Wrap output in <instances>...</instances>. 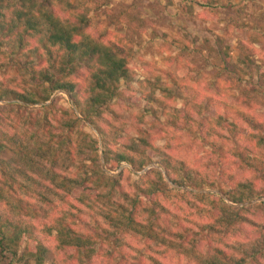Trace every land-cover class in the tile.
<instances>
[{
	"label": "trees",
	"instance_id": "16d2710c",
	"mask_svg": "<svg viewBox=\"0 0 264 264\" xmlns=\"http://www.w3.org/2000/svg\"><path fill=\"white\" fill-rule=\"evenodd\" d=\"M196 2L212 10L232 5V0ZM63 6L67 10L58 14L56 9ZM74 10L68 0H0V55L6 57L7 66L16 68L21 76L20 85L32 90L31 94H24L0 88V101L12 95L28 103H45L57 90H64L72 96L85 119L96 125V118L120 96L121 83L132 82L131 54L123 40L97 39L88 33L85 16L75 15ZM107 35L114 34L107 32ZM222 57L229 74H242L248 69L241 61L240 69L230 68V58ZM83 70L87 73L85 90L73 80ZM257 77L258 84L249 93L254 96L253 100L264 101V71H258ZM223 83L228 84L223 74H219L211 85L218 88ZM35 89H42V96L35 94ZM228 107L224 104L222 112L212 118H200L194 125H189V118L184 119L186 116L182 121L186 129L215 149V154L221 157L217 160L224 166L236 163L257 176L256 182L236 185V188L248 189L245 195L236 194L226 183L219 188L216 180L193 173L183 160L178 161L167 152L162 163L170 182L179 187H192L199 193L172 188L163 173L153 169L140 177L139 182L145 185L129 194L123 187V174L112 177L101 169L98 141L75 130L80 120L68 117L64 127H56L54 131L47 115L54 112V105L42 107L36 114L42 118L36 117V121L32 119L33 110L24 116L29 108L11 105L10 114L26 121V132L33 131L24 138H16L4 131L5 110L0 108V153L9 151L17 156L0 159V264H47L46 258L52 249L44 241L50 237H54L57 251L73 255L79 264H94L98 258H108L106 264H123L120 261L129 258L122 249L125 236H138L149 245L175 248L179 257L191 258L195 264L263 263L264 234L248 243L239 241L235 233L247 222L245 215L254 206L234 208L214 194L203 193L209 188H219L233 203H242L253 198L254 187L264 182V122L258 120L254 129L248 130L228 113ZM145 133L140 129L139 140L132 144V149L151 163L153 157L161 156V151ZM225 137L237 142L229 156L223 157ZM102 138L109 169L117 168L121 162L139 169L145 167V164H134L124 154L118 155L117 160L110 159L108 139ZM62 156L69 162L64 176L55 170ZM229 170L225 166V173ZM189 195L210 206L207 210L203 208L201 212L206 214L199 216L198 222L189 221L193 227L181 223L167 209L170 201L186 203L184 200ZM81 205L91 213H84ZM85 214L88 219L84 218ZM22 243L25 244L23 251L20 250ZM151 257L134 264H163Z\"/></svg>",
	"mask_w": 264,
	"mask_h": 264
},
{
	"label": "rangeland",
	"instance_id": "374dc122",
	"mask_svg": "<svg viewBox=\"0 0 264 264\" xmlns=\"http://www.w3.org/2000/svg\"><path fill=\"white\" fill-rule=\"evenodd\" d=\"M68 1L75 7V15H84L88 20V33L101 40L106 38L108 41L112 37L123 40L121 42L126 44L125 47L131 54L129 66L133 74L132 82L121 83L120 96L96 118V125L85 119L72 96L64 90H57L48 102L39 104L24 102L11 95L0 101V108L5 110L3 129L6 134L24 138V135L33 132H26L25 120L19 121L14 114H10L8 108L11 105L29 108L24 111V116L25 112L33 110V121L41 115L36 114L42 107L54 105V112L47 114L54 131L56 127L63 128L68 117L80 120L81 123L75 130L85 132L98 141L101 169L103 170L104 162L106 172H103L106 175L117 177L123 174V187L129 194H134L137 187L145 185L139 182L140 177L153 169L161 171L172 188L199 193L192 187H179L170 182L162 163L166 152L178 161L183 160L193 173L216 180L219 188L226 183L232 190L237 191L236 194L248 193V189L236 188V185L239 182H256L257 176L236 163L225 165L230 169L225 173V166L217 160L219 157L215 154V149L198 139V135L189 131V128L186 129V123L182 119L186 116L184 119L189 118V125H194L193 122L200 118H212L214 114L222 112L224 104H227L230 106L228 113L238 118L241 125L248 130L254 129L258 120L264 122V101L256 98L253 100L254 96L249 93L258 84L257 72L264 71V0H232L230 7L218 10L202 8L196 0ZM64 7L56 9V12L60 14L67 10ZM107 32L114 35H107ZM222 55L230 58V68L234 66L240 69L241 61L248 69L242 74H229L222 63ZM6 62V57L0 55V88L29 94L32 90L27 87L24 89L20 85V74L16 68L7 66ZM219 74H223V79L228 84H219L217 88L211 82ZM86 76L87 73L83 70L73 77L84 90L87 86ZM34 91L35 94H43L42 89ZM219 96L221 99H218ZM87 98L85 95L83 101H87ZM140 129L145 130L144 136L161 151V156L153 157L151 163L148 158L136 154L132 149V144L139 140ZM102 137L108 139L110 159L117 160L118 155L124 154L131 157L134 164H145V167L139 169L128 162H121L117 168L109 169ZM226 137L223 141L225 145L221 149L223 157L229 156L228 153L235 148L237 142L233 138L227 140ZM252 152L258 156L261 154L255 149ZM13 156L17 157L9 151L0 153V159ZM68 169L69 162L62 156L55 170L64 176ZM219 188H209L203 193L214 194L234 208L254 206L245 215L247 222L235 233L239 241L259 240L260 235L264 234V206L258 207L264 205V182L254 187L253 198L242 203H233ZM78 194L76 192L74 197L77 198ZM49 197L57 200L52 195ZM184 201L186 203L170 201L167 209L172 215L178 216L181 223L183 221L185 225L193 227L189 221L198 222L199 216L206 214L205 211L201 212L203 208L207 210L210 206L193 195H189ZM252 202L255 203L242 206ZM80 207L84 213H91L83 205ZM86 214L84 218L88 219ZM44 244L52 249L46 258L47 264H79L73 255L55 249L54 237L45 238ZM122 244V249L129 255L125 261L119 259L123 264H134L141 259L147 261L151 256L163 264H195L191 258L183 255L179 257L174 246V249H167L161 245H149L138 236H125ZM24 247L25 244L22 243L20 250L23 251ZM262 261L259 264H264V259ZM94 262L106 264L108 258H98Z\"/></svg>",
	"mask_w": 264,
	"mask_h": 264
},
{
	"label": "water",
	"instance_id": "95a60500",
	"mask_svg": "<svg viewBox=\"0 0 264 264\" xmlns=\"http://www.w3.org/2000/svg\"><path fill=\"white\" fill-rule=\"evenodd\" d=\"M103 170L106 172V167L104 166V162H103ZM223 198L226 200V198L224 196H223ZM253 203H255V202H252V203H244V204H242V206H249V205H252Z\"/></svg>",
	"mask_w": 264,
	"mask_h": 264
}]
</instances>
